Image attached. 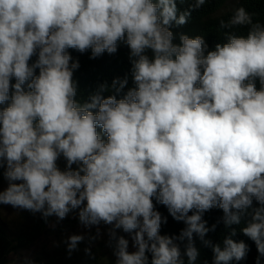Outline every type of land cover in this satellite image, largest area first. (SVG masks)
<instances>
[{
	"label": "clouds",
	"instance_id": "9594fccd",
	"mask_svg": "<svg viewBox=\"0 0 264 264\" xmlns=\"http://www.w3.org/2000/svg\"><path fill=\"white\" fill-rule=\"evenodd\" d=\"M186 2L0 0V169L8 182L0 205L45 222L76 211L98 235L110 225L115 264H197L195 237L211 248L213 264H238L250 249L231 226L243 221L261 264L264 22L236 8L220 21L225 42L210 50L204 36L173 31L207 0L181 12ZM121 42L133 86L126 74L82 102L80 64L69 50L96 59ZM154 200L186 225L178 235L161 234L167 218ZM214 208L231 228L222 243L205 238L216 229L203 218ZM84 239L67 238L69 255Z\"/></svg>",
	"mask_w": 264,
	"mask_h": 264
},
{
	"label": "trees",
	"instance_id": "16d2710c",
	"mask_svg": "<svg viewBox=\"0 0 264 264\" xmlns=\"http://www.w3.org/2000/svg\"><path fill=\"white\" fill-rule=\"evenodd\" d=\"M229 0H207V2L199 9H195L191 13L189 22L180 28H174L176 33L184 32L190 36L202 35L212 50L217 43L225 42L224 29L220 28V21H227L234 13V10L239 7H244L248 12L254 13V19L264 22V0H236L229 8H226V4ZM194 0H188L184 4L178 3L177 7L182 12L190 8V4ZM247 29L242 28L238 30V34H246ZM178 42V41H177ZM73 60H78L80 67L74 73V79L78 81L80 88V95L78 99L82 102L87 100L88 96L95 91L96 87L107 82L111 85L114 78H121L128 74L129 84L128 87H132V80L130 75L131 64L129 61V48L121 42L118 45V51L115 54L109 55L105 53L99 58L90 59V51L86 53H79L76 50H69ZM36 57L32 58L31 62H34ZM14 82V81H13ZM259 87V85H257ZM110 93H105L107 96ZM98 131H101L98 129ZM101 135L103 133L101 131ZM106 140V137H104ZM3 169H0V183L4 180L2 176ZM156 210L159 211L162 217L167 218V222L161 226V234L178 235L180 231L186 227L181 221H175L168 213L165 206L158 204L154 200ZM191 214V213H190ZM223 212L219 209H212L204 214V220L207 221V225L215 224V231H210L206 239H210L213 243H219L223 241L224 237L228 236L231 232V228H225L222 222ZM45 220L41 217L39 223L33 226L28 231H22L13 239L8 241L5 236L3 225L0 221V253L15 250H20L31 244L32 242L40 239L43 233V227ZM243 221L241 225H233L232 228L236 229L237 235L233 237L234 240H243L248 244L250 251L247 254L246 259L238 262V264H256L258 252L253 241L244 236L240 228L243 227ZM195 246L199 249L200 255L197 264H213V253L210 247H205L198 237H195ZM183 248V245L181 246ZM47 262L45 264H97L104 256L105 253L96 248L91 249V256L86 255L85 251L72 252L71 255L66 251L54 252L52 254H46ZM0 264L2 262L0 261ZM186 264V258H185ZM230 264H237L233 261ZM261 264H264V257L261 258Z\"/></svg>",
	"mask_w": 264,
	"mask_h": 264
},
{
	"label": "rangeland",
	"instance_id": "374dc122",
	"mask_svg": "<svg viewBox=\"0 0 264 264\" xmlns=\"http://www.w3.org/2000/svg\"><path fill=\"white\" fill-rule=\"evenodd\" d=\"M236 0H229L226 8H229ZM58 167L61 170L65 168V160L61 157L57 161ZM75 168L76 165H73ZM8 186L7 180L0 183V191L6 189ZM0 221L3 225L5 236L13 239L22 231H28L34 225L39 223L41 215L39 213L33 214L29 211L15 209L8 205H0ZM110 225L99 226L100 232L97 234L96 227L90 230L84 228L78 220L77 212L73 211L68 214L67 218L62 221H57L55 216L49 217L44 224L43 233L40 239L32 242L23 249L0 253V261L2 264H26V258L31 261V264H45L47 262L46 254L54 252H66L67 246L65 241L70 235H84L85 239L78 245L77 250L73 252H82L85 248L93 250L99 249L105 253V256L97 264H115V257L113 255V248L109 246V228ZM118 235H124L129 239V251H134L132 248L131 239L128 234L123 233L122 230H117ZM97 237L96 239H90ZM68 252V251H67Z\"/></svg>",
	"mask_w": 264,
	"mask_h": 264
}]
</instances>
